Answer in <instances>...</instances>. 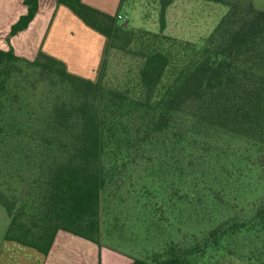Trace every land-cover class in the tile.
<instances>
[{
	"label": "trees",
	"instance_id": "trees-1",
	"mask_svg": "<svg viewBox=\"0 0 264 264\" xmlns=\"http://www.w3.org/2000/svg\"><path fill=\"white\" fill-rule=\"evenodd\" d=\"M57 1L104 33L108 48L126 49L133 39L135 30L119 23L117 15L84 0ZM173 1L160 0L162 28ZM216 1L228 2V11L161 92L170 55L160 48L142 53L143 95L136 98L125 90L104 86L100 79L71 72L62 60L44 51L34 58L18 54L10 38L28 26L39 8V0H24L27 11L12 24L9 47H0V144L12 139L15 149L21 151L27 134L37 139L31 147L42 158L36 181L40 182L44 216L36 229L31 228L23 222L16 202L0 193L10 217L8 237L33 244L45 253L59 228L103 243V195L113 177L132 163V153L168 148L175 141L183 150L188 148L213 163V155L224 153L210 143L209 134L216 133L248 141L255 149L264 148V8L255 7L252 0ZM26 67L50 73L68 87L69 94L57 97L40 117L25 115L14 107ZM38 121L40 128L30 131L28 124ZM189 164L192 180L199 176V184L208 182L222 199L230 176L213 173L205 178L203 173L198 175L200 169L193 161ZM181 174L176 162L162 160L148 180L174 189L168 193V201L191 202L189 191L175 187L184 177ZM194 183L198 185L197 180ZM252 233L264 234V199L247 214L222 217L205 232L202 243L186 251L171 244L166 255L157 253L152 260L136 255L130 264H190L187 257L224 243L230 245L237 238L246 240Z\"/></svg>",
	"mask_w": 264,
	"mask_h": 264
},
{
	"label": "rangeland",
	"instance_id": "rangeland-1",
	"mask_svg": "<svg viewBox=\"0 0 264 264\" xmlns=\"http://www.w3.org/2000/svg\"><path fill=\"white\" fill-rule=\"evenodd\" d=\"M252 2L255 7L264 8V0ZM228 9L225 1L174 0L166 10V23L162 28L160 0H125L122 16L117 17L123 26L135 30L133 39L126 49H108L96 80L140 98L143 95L142 53L160 48L170 55L159 87L161 92L163 85L171 83L204 44ZM24 73L19 83L22 92L14 107L25 115L40 117L57 97L69 94L67 84L50 73L42 74L39 69L29 67ZM40 126L39 121L28 124L30 131ZM27 135L21 151L15 149L12 139L10 143L0 144V193L12 198L23 222L36 229L44 216L40 182L36 181L42 158L39 159L35 148L31 147L37 139ZM209 139L212 145L217 144L224 151L213 155V163L188 148L183 150V145L175 141L168 148L132 153L129 158L132 163L113 177L103 195L100 235L103 243L151 260L157 253L165 254L171 244L186 251L202 243L205 232L219 219L233 213L247 214L264 199V148L255 149L250 142L227 133L209 134ZM162 160L176 162L182 168L184 177L177 178L181 183L175 187L189 191L191 202L168 201L172 187L150 184L148 177ZM192 161L196 169H200L198 175L203 173L205 178L213 173L230 176L222 199L208 182L199 184V176L193 179L198 185L194 183L189 164ZM241 240L237 238L230 245L224 243L222 247L208 248L187 258L190 264H264V234L259 237L252 233Z\"/></svg>",
	"mask_w": 264,
	"mask_h": 264
},
{
	"label": "crops",
	"instance_id": "crops-1",
	"mask_svg": "<svg viewBox=\"0 0 264 264\" xmlns=\"http://www.w3.org/2000/svg\"><path fill=\"white\" fill-rule=\"evenodd\" d=\"M111 14H121L125 0H84ZM27 11L24 0H0V47L8 48L12 24ZM15 51L29 58L44 51L74 73L96 80L108 52V37L57 0H39L28 26L10 38ZM10 217L0 202V264H130L135 254L59 228L47 253L7 236Z\"/></svg>",
	"mask_w": 264,
	"mask_h": 264
},
{
	"label": "built area",
	"instance_id": "built-area-1",
	"mask_svg": "<svg viewBox=\"0 0 264 264\" xmlns=\"http://www.w3.org/2000/svg\"><path fill=\"white\" fill-rule=\"evenodd\" d=\"M118 16H120V17H121V16H122V14H119Z\"/></svg>",
	"mask_w": 264,
	"mask_h": 264
}]
</instances>
